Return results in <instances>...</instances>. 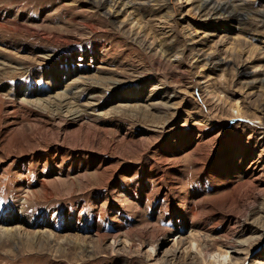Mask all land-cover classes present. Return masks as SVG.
I'll return each instance as SVG.
<instances>
[{
	"label": "rangeland",
	"instance_id": "374dc122",
	"mask_svg": "<svg viewBox=\"0 0 264 264\" xmlns=\"http://www.w3.org/2000/svg\"><path fill=\"white\" fill-rule=\"evenodd\" d=\"M214 1L0 0V264H264V0Z\"/></svg>",
	"mask_w": 264,
	"mask_h": 264
},
{
	"label": "bare ground",
	"instance_id": "6f19581e",
	"mask_svg": "<svg viewBox=\"0 0 264 264\" xmlns=\"http://www.w3.org/2000/svg\"><path fill=\"white\" fill-rule=\"evenodd\" d=\"M119 1L123 2V0H94L96 6H98V7L99 6H102V5H107L109 7L106 10V13L107 14H110L111 7H113L111 5H108V3H110L112 5H116V3L119 2ZM152 1L157 2L159 0H152ZM125 4H129V2L128 3H122L123 6H125ZM126 7H127V5H126ZM206 8L207 9L209 8V13L211 14V16L212 15L215 16V15L228 14L230 16L233 15L235 18H239V19H244V18H246L248 16V13L241 12V10H239L235 5L231 4L230 2L220 3V2H216L214 0H201V2L197 5L195 11L198 12V13H203ZM224 28L222 30L223 32L226 31V30H224ZM233 37L235 38L237 36H233ZM229 38H230V40L232 39L231 37H229ZM239 41H241V40H239ZM238 44H239L238 39L237 40L236 39H233V41H229L228 42V46L226 47V50L229 53H231V54L232 53H236L237 47H239ZM245 47H247V50L246 51L248 52L249 55L252 54V51L253 50H255V47L251 43H248V42H245ZM207 55L204 56V58L207 59V61H209V56H207ZM219 60L221 62H223V58L222 57L219 58ZM252 82L253 83H257V79L254 80V81H252ZM258 82H260L261 84H264V73L261 74V77L258 79ZM230 109L232 110V112L234 111L235 116H244V111L242 110V107H240L237 103L231 104L230 105ZM262 110H264V107L262 108ZM10 124H13L12 121H11ZM5 229H6V233H8L10 235L11 234L12 235L17 234V233H15L17 231L16 230H12V228L11 229L10 228H5ZM102 236L103 235L97 234V240H100L102 238ZM70 238H73V239H75L77 241H80L82 239V238L80 239V236H74V237H70ZM116 238H117L116 236H113V239L114 240H116ZM197 240L196 239H190V241H189V249L192 248V249H195L196 250V253L200 256L201 263H203V264H228L226 262V261H228L227 260L228 252L227 251L222 250V249H217L216 252H211L210 255H209V253L206 250H204L202 247H200V245H199V243H198ZM206 254H208L209 256H211V259H209V260L206 261V256H205ZM148 255H151V254L148 252Z\"/></svg>",
	"mask_w": 264,
	"mask_h": 264
}]
</instances>
